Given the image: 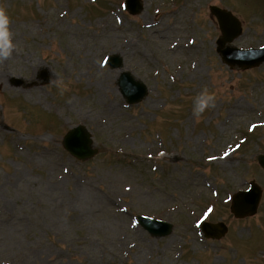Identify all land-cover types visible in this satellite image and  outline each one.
Masks as SVG:
<instances>
[{
    "label": "rangeland",
    "instance_id": "obj_1",
    "mask_svg": "<svg viewBox=\"0 0 264 264\" xmlns=\"http://www.w3.org/2000/svg\"><path fill=\"white\" fill-rule=\"evenodd\" d=\"M124 1L0 0L16 44L0 63V264H264V62L225 64L209 11H233L231 44L258 48L264 0H140L136 14ZM124 71L146 85L137 103L119 92ZM204 87L216 103L197 120ZM77 125L96 148L88 159L62 145ZM250 180L261 199L237 218L230 197ZM202 219L226 233L207 238Z\"/></svg>",
    "mask_w": 264,
    "mask_h": 264
},
{
    "label": "water",
    "instance_id": "obj_2",
    "mask_svg": "<svg viewBox=\"0 0 264 264\" xmlns=\"http://www.w3.org/2000/svg\"><path fill=\"white\" fill-rule=\"evenodd\" d=\"M125 8L131 13L136 14L141 11L140 0H126ZM210 13L215 16L220 36L216 40V51L222 61L230 67L247 69L256 67L264 62V46L259 48L240 49L231 42L241 33L239 20L227 9L216 5L209 6ZM111 67L120 66V59L116 56L108 58ZM119 91L128 104L139 102L147 94L146 85L128 71L120 74L118 79ZM93 140L90 132L83 126L71 127L62 138V145L72 156L78 159H87L96 153V148L92 147ZM258 163L264 169V153L256 156ZM250 188L246 191H238L232 196L230 210L235 217H244L255 213L261 189L253 180L249 182ZM142 226L155 235L158 233L169 232L171 224L165 221L151 219L145 216H138ZM227 227L223 222L202 223V231L206 237L220 238L226 233ZM159 236V235H158Z\"/></svg>",
    "mask_w": 264,
    "mask_h": 264
},
{
    "label": "clouds",
    "instance_id": "obj_3",
    "mask_svg": "<svg viewBox=\"0 0 264 264\" xmlns=\"http://www.w3.org/2000/svg\"><path fill=\"white\" fill-rule=\"evenodd\" d=\"M15 50L16 44L14 43L10 17L6 9L0 6V63L9 60ZM49 84L58 90L60 96H64L70 90L68 83L59 73L54 72V78L50 79ZM215 103V94L207 87L202 88L194 97L192 109L194 118L199 120L208 109L215 107Z\"/></svg>",
    "mask_w": 264,
    "mask_h": 264
}]
</instances>
